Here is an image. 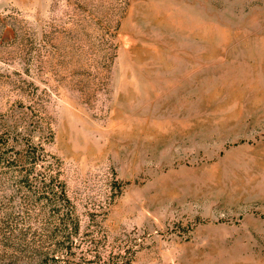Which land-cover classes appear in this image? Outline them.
<instances>
[{
  "label": "rangeland",
  "instance_id": "obj_1",
  "mask_svg": "<svg viewBox=\"0 0 264 264\" xmlns=\"http://www.w3.org/2000/svg\"><path fill=\"white\" fill-rule=\"evenodd\" d=\"M0 264H264V0H0Z\"/></svg>",
  "mask_w": 264,
  "mask_h": 264
},
{
  "label": "trees",
  "instance_id": "obj_2",
  "mask_svg": "<svg viewBox=\"0 0 264 264\" xmlns=\"http://www.w3.org/2000/svg\"><path fill=\"white\" fill-rule=\"evenodd\" d=\"M31 156V157H30ZM31 161H43L45 160L44 151L42 149L33 151L30 155ZM53 170H49L44 173L43 184L41 187L42 200L45 201L47 206L53 208L54 212L62 216L61 226L67 234L66 240L68 241V246L62 250L68 251L74 244V237L78 234L79 225L75 222L73 218V208L70 200L67 196L66 188L64 183L60 180L59 176V165L51 166ZM59 250H50V254L54 258V255Z\"/></svg>",
  "mask_w": 264,
  "mask_h": 264
}]
</instances>
